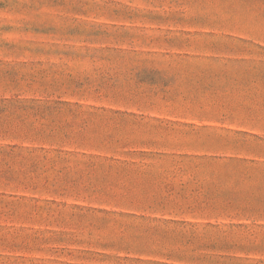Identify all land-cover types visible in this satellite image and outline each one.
Here are the masks:
<instances>
[{
	"label": "rangeland",
	"instance_id": "rangeland-1",
	"mask_svg": "<svg viewBox=\"0 0 264 264\" xmlns=\"http://www.w3.org/2000/svg\"><path fill=\"white\" fill-rule=\"evenodd\" d=\"M0 264H264V0H0Z\"/></svg>",
	"mask_w": 264,
	"mask_h": 264
}]
</instances>
